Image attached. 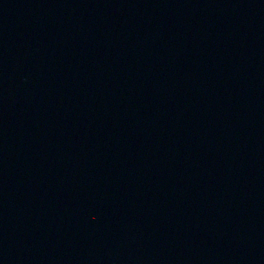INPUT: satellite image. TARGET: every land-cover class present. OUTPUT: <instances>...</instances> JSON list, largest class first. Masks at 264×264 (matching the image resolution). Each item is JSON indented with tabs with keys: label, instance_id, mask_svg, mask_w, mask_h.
Instances as JSON below:
<instances>
[{
	"label": "water",
	"instance_id": "1",
	"mask_svg": "<svg viewBox=\"0 0 264 264\" xmlns=\"http://www.w3.org/2000/svg\"><path fill=\"white\" fill-rule=\"evenodd\" d=\"M0 264H264V0H0Z\"/></svg>",
	"mask_w": 264,
	"mask_h": 264
}]
</instances>
